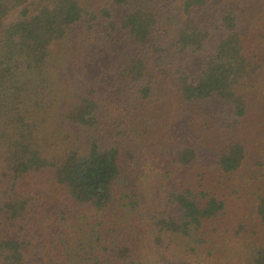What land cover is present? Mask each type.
<instances>
[{"label": "trees", "instance_id": "1", "mask_svg": "<svg viewBox=\"0 0 264 264\" xmlns=\"http://www.w3.org/2000/svg\"><path fill=\"white\" fill-rule=\"evenodd\" d=\"M124 123L162 128L190 171L148 233L182 242L183 264H227L211 227L264 132V0H0V264H145L117 236L152 206ZM255 212L264 227V195ZM246 259L264 264V237Z\"/></svg>", "mask_w": 264, "mask_h": 264}, {"label": "rangeland", "instance_id": "2", "mask_svg": "<svg viewBox=\"0 0 264 264\" xmlns=\"http://www.w3.org/2000/svg\"><path fill=\"white\" fill-rule=\"evenodd\" d=\"M31 2L36 4L39 0H31ZM17 17L18 13H13L10 21H14ZM173 104L166 103L165 105L172 111L170 107H173ZM259 104L263 105V103ZM261 108L259 111L262 113ZM124 115L127 119H130L125 113ZM124 126L128 131L127 143L132 146L135 154L131 162L134 165V169H132L134 171L130 176V178L134 177L132 188H136L138 195L144 197L145 202L152 204V206L148 204L150 206L148 212L134 210L136 211L132 215L134 220H129L130 224L127 222L121 223L117 236L128 242L133 248L132 251L143 257L145 264H183L186 252L182 249V242L179 246L173 240L164 238L162 244L158 243L148 233V230H153L150 221L155 209L161 215L166 213L176 215V211L166 204L167 186L172 183L174 178L178 179L179 175L180 180L181 178L186 179L190 171L181 167L176 168L171 163L172 158H169V154L164 150V147L169 144V139L163 137L162 128L158 130V133L135 139L133 132L129 129L132 125L124 123ZM180 134H182L181 137H184L186 131ZM158 138H162V140ZM248 147L250 151H248L247 160L238 175L227 179L229 182L223 180L226 183H224L222 191L229 201L228 218L225 223L211 227L214 244L221 248L222 252L229 254L227 264H246V255L249 252L252 240L264 237V232L257 234L264 227L257 220L255 212L257 197L264 195V132H259L250 139ZM167 154L168 158H165ZM167 171L168 173L171 171V179L165 178L164 175ZM239 227L243 229L240 231ZM236 230L240 232L235 234ZM36 245L33 242L27 246L26 258L30 259L35 256ZM203 261L207 262L208 260ZM189 264L194 263L189 262Z\"/></svg>", "mask_w": 264, "mask_h": 264}]
</instances>
